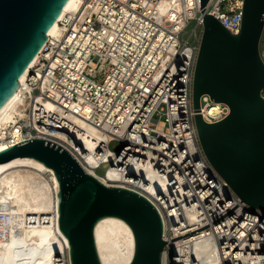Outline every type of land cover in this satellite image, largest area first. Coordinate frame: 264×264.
I'll return each instance as SVG.
<instances>
[{
    "label": "built area",
    "instance_id": "1",
    "mask_svg": "<svg viewBox=\"0 0 264 264\" xmlns=\"http://www.w3.org/2000/svg\"><path fill=\"white\" fill-rule=\"evenodd\" d=\"M205 8L231 34L240 33L244 0H209ZM59 24L62 36L48 38L27 75L23 115L12 123L20 138L11 136L10 127L0 141L8 148L49 141L85 169V152L72 143L76 121L85 122L104 136L92 153V175L147 197L164 220L165 242L182 237L176 230L183 221L189 234L235 208L242 200L209 163L195 123L194 76L205 31L200 0H80ZM260 53L264 60V31ZM200 102L208 123L230 114L226 103L209 95ZM116 141L120 148L112 151ZM44 175L53 177L51 171ZM150 183H156L153 192ZM188 212L197 214L192 224ZM5 220L9 224L10 217ZM199 242L201 260L194 253ZM178 243L188 245L187 255ZM163 260L264 264V209L242 201L213 225L167 243Z\"/></svg>",
    "mask_w": 264,
    "mask_h": 264
},
{
    "label": "water",
    "instance_id": "2",
    "mask_svg": "<svg viewBox=\"0 0 264 264\" xmlns=\"http://www.w3.org/2000/svg\"><path fill=\"white\" fill-rule=\"evenodd\" d=\"M68 2L0 0V110L19 88ZM208 2L200 0L205 31L193 86L199 141L211 166L237 196L252 208L264 209V0H244L238 35L206 15ZM203 95L226 103L230 114L206 122L200 113ZM17 158H34L54 171L60 186L59 228L68 241L70 264H103L95 229L106 217L119 218L132 229L135 252L130 264H163L167 243L213 225L242 202L208 226L165 242L164 220L147 197L103 183L61 146L33 139L0 153V163Z\"/></svg>",
    "mask_w": 264,
    "mask_h": 264
},
{
    "label": "bare ground",
    "instance_id": "3",
    "mask_svg": "<svg viewBox=\"0 0 264 264\" xmlns=\"http://www.w3.org/2000/svg\"><path fill=\"white\" fill-rule=\"evenodd\" d=\"M80 8V0H69L59 16L48 37L59 39L63 30L59 22L68 13H74ZM22 75L20 86L13 96L0 110V138L5 137V130L12 127L15 119L23 115V93L30 68ZM51 111L55 110L52 103L46 104ZM209 114L215 115L216 110L210 109ZM77 133L73 146L78 147L86 158L83 163L86 171L95 174L91 166L95 162L93 151L104 142V136L83 121H76ZM11 136L19 139L20 131L12 127ZM76 144V145H75ZM8 150L4 141H0V153ZM80 158V156H79ZM81 160V158H80ZM51 171V180L45 172ZM99 180L109 184L105 177ZM156 183H150L152 192ZM59 182L54 171L34 158H17L0 163V264H70L68 241L59 228ZM5 215L10 217L6 223ZM192 224L197 218L195 212H188ZM186 221L176 230L179 236L187 235ZM191 235L178 239L182 242ZM95 238L99 255L103 264H130L135 252V238L130 226L119 218L106 217L96 226ZM179 252L187 255L189 248L185 243H178ZM202 243H196L194 253L199 260Z\"/></svg>",
    "mask_w": 264,
    "mask_h": 264
},
{
    "label": "rangeland",
    "instance_id": "4",
    "mask_svg": "<svg viewBox=\"0 0 264 264\" xmlns=\"http://www.w3.org/2000/svg\"><path fill=\"white\" fill-rule=\"evenodd\" d=\"M120 143L119 142H113V143H111L110 144V149L112 150V151H117V150H119V148H120ZM98 173L100 174V175H103V171L102 170H99L98 171ZM48 178V177H47ZM49 180H51V178H48Z\"/></svg>",
    "mask_w": 264,
    "mask_h": 264
}]
</instances>
